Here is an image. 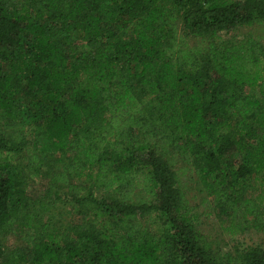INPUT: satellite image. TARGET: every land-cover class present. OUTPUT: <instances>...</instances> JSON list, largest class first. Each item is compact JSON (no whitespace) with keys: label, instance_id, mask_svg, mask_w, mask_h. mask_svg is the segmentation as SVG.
<instances>
[{"label":"trees","instance_id":"16d2710c","mask_svg":"<svg viewBox=\"0 0 264 264\" xmlns=\"http://www.w3.org/2000/svg\"><path fill=\"white\" fill-rule=\"evenodd\" d=\"M238 27L258 30L222 38ZM263 38L264 0H0V264H264L214 253L183 181L264 232ZM62 199L83 218L64 228Z\"/></svg>","mask_w":264,"mask_h":264},{"label":"rangeland","instance_id":"374dc122","mask_svg":"<svg viewBox=\"0 0 264 264\" xmlns=\"http://www.w3.org/2000/svg\"><path fill=\"white\" fill-rule=\"evenodd\" d=\"M258 28L238 27L228 32L221 33L222 38L230 41H239L249 34H255ZM264 42V38L262 39ZM59 163L56 159H48L41 168V173H27V191L31 196L42 197L48 190H53L48 184L47 178L54 166ZM50 171V172H49ZM190 173L186 171L183 181L186 185L185 195L187 205L193 215V224L211 243L213 251L219 257L235 250L245 248L247 246L264 247V232L248 230L243 233L232 234L226 229V221L217 216L214 209L205 199V193L192 183L189 179ZM28 177V178H27ZM25 179V180H26ZM191 181V182H190ZM64 189L59 193L62 195ZM51 216V223L56 227H65L70 221L79 222L83 219L81 216H75L71 212L70 202L62 199L56 201L44 217ZM31 230L24 228H15L3 237V242L7 248L29 245L33 235Z\"/></svg>","mask_w":264,"mask_h":264}]
</instances>
